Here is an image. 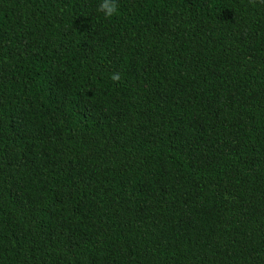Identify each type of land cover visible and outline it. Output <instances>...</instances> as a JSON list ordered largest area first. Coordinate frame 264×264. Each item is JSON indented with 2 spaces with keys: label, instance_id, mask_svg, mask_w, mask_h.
Returning a JSON list of instances; mask_svg holds the SVG:
<instances>
[{
  "label": "trees",
  "instance_id": "16d2710c",
  "mask_svg": "<svg viewBox=\"0 0 264 264\" xmlns=\"http://www.w3.org/2000/svg\"><path fill=\"white\" fill-rule=\"evenodd\" d=\"M99 2L0 0V264H264V3Z\"/></svg>",
  "mask_w": 264,
  "mask_h": 264
},
{
  "label": "clouds",
  "instance_id": "9594fccd",
  "mask_svg": "<svg viewBox=\"0 0 264 264\" xmlns=\"http://www.w3.org/2000/svg\"><path fill=\"white\" fill-rule=\"evenodd\" d=\"M264 3V0H260ZM98 12L102 13L106 19H111L119 14V3L118 0H100L97 7ZM109 79L113 83L121 82V73L118 71H113L109 75Z\"/></svg>",
  "mask_w": 264,
  "mask_h": 264
}]
</instances>
